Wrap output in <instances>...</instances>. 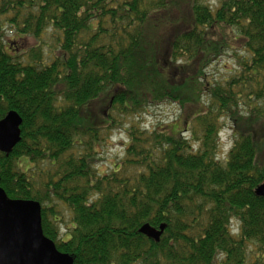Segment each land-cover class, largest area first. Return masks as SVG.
<instances>
[{
	"label": "trees",
	"instance_id": "16d2710c",
	"mask_svg": "<svg viewBox=\"0 0 264 264\" xmlns=\"http://www.w3.org/2000/svg\"><path fill=\"white\" fill-rule=\"evenodd\" d=\"M215 2L0 0V119H22L20 142L0 153V187L40 204L43 235L73 264H247L252 245L264 255V0ZM5 27L22 41L13 51L51 29L60 55H10ZM236 48L232 74L209 78ZM164 103L176 122H131L123 159L100 173L103 132ZM59 204L72 215L65 237ZM144 223L166 226L158 243Z\"/></svg>",
	"mask_w": 264,
	"mask_h": 264
},
{
	"label": "rangeland",
	"instance_id": "374dc122",
	"mask_svg": "<svg viewBox=\"0 0 264 264\" xmlns=\"http://www.w3.org/2000/svg\"><path fill=\"white\" fill-rule=\"evenodd\" d=\"M203 3L214 6L216 0H202ZM13 34L11 29L5 27V37L4 43L8 45L11 51L10 55L16 56L19 53L23 58V61L26 62L28 58V53L34 51L35 55H40L41 61L45 63H50L54 57L59 56L60 52L58 51V39H56L57 34L51 29H48L43 35L38 39L32 37L26 38L24 43V48L26 51H13L16 45L21 44L22 41L17 44H10L9 42L12 39ZM21 50H23L21 48ZM235 51V52H233ZM243 54L241 51H238V48L235 50L226 51L220 58L216 59L208 68L207 75L210 76L215 82L217 80L222 81L228 78L233 72L236 64L235 59L238 55ZM179 117V109L174 104L164 103L157 107H149L146 114H141L138 119L133 117L124 118L122 120V125L117 126L114 130H111L110 133L106 134L103 132V141L99 146L96 147V151L99 154L96 157L97 163L96 166L99 169L100 173L111 172V170L118 164L124 157V143L127 142L126 134L123 128H126L131 122L137 123L138 127L145 130H152L157 126H164L173 124ZM230 125L228 122L223 123V128L219 133L220 144L218 148V160L222 161L226 156L228 151L231 148V137L229 139L228 134H226L223 129L228 128ZM185 135V134H183ZM230 135V134H229ZM18 168L21 172H28V168L32 165L26 159H21L18 161ZM59 214L56 216V219L60 220L58 227L60 229L61 236L65 237L67 229H70L71 226V213L63 204L58 205ZM234 226V223H232ZM235 230V227L232 231ZM248 257L246 259L247 264H264V255L253 245L249 247Z\"/></svg>",
	"mask_w": 264,
	"mask_h": 264
},
{
	"label": "water",
	"instance_id": "95a60500",
	"mask_svg": "<svg viewBox=\"0 0 264 264\" xmlns=\"http://www.w3.org/2000/svg\"><path fill=\"white\" fill-rule=\"evenodd\" d=\"M22 119L13 110L0 119V152L8 156L21 140ZM264 197V183L256 189ZM166 226L144 223L139 234L158 243ZM0 264H73L42 233L41 207L33 200L9 199L0 187Z\"/></svg>",
	"mask_w": 264,
	"mask_h": 264
}]
</instances>
